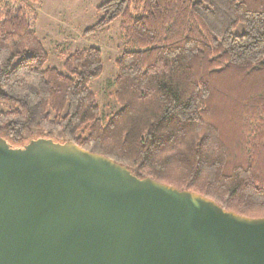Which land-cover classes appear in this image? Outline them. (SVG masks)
I'll use <instances>...</instances> for the list:
<instances>
[{"label": "trees", "instance_id": "trees-1", "mask_svg": "<svg viewBox=\"0 0 264 264\" xmlns=\"http://www.w3.org/2000/svg\"><path fill=\"white\" fill-rule=\"evenodd\" d=\"M42 0H0V137L40 136L126 166L138 178L264 217V0H105L83 31L119 22L123 52L102 118L91 84L100 49L46 66ZM242 25V33L236 29Z\"/></svg>", "mask_w": 264, "mask_h": 264}, {"label": "water", "instance_id": "water-1", "mask_svg": "<svg viewBox=\"0 0 264 264\" xmlns=\"http://www.w3.org/2000/svg\"><path fill=\"white\" fill-rule=\"evenodd\" d=\"M0 264H264V217L69 141L0 137Z\"/></svg>", "mask_w": 264, "mask_h": 264}, {"label": "rangeland", "instance_id": "rangeland-1", "mask_svg": "<svg viewBox=\"0 0 264 264\" xmlns=\"http://www.w3.org/2000/svg\"><path fill=\"white\" fill-rule=\"evenodd\" d=\"M105 0H42L35 6L37 12V36L48 53L46 66L62 69L64 57L76 49L96 47L103 58V72L91 88L97 96L99 113L105 118L118 109V104L110 97L116 75L115 60L123 52V41L119 22L88 35L83 31L93 25L100 17L96 8ZM239 25L236 33H242ZM11 107L0 101V111ZM55 139V138H53Z\"/></svg>", "mask_w": 264, "mask_h": 264}, {"label": "crops", "instance_id": "crops-1", "mask_svg": "<svg viewBox=\"0 0 264 264\" xmlns=\"http://www.w3.org/2000/svg\"><path fill=\"white\" fill-rule=\"evenodd\" d=\"M36 33H37V29H36Z\"/></svg>", "mask_w": 264, "mask_h": 264}]
</instances>
